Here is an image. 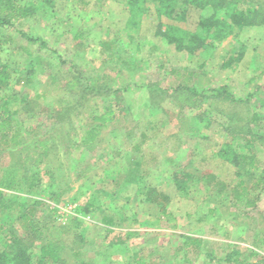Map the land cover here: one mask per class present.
Here are the masks:
<instances>
[{"label":"rangeland","instance_id":"obj_1","mask_svg":"<svg viewBox=\"0 0 264 264\" xmlns=\"http://www.w3.org/2000/svg\"><path fill=\"white\" fill-rule=\"evenodd\" d=\"M24 1L34 3L37 12L21 25L0 26V39L5 40L0 56L12 74L10 85L0 91V97L13 93L27 97V106L16 117L23 124L24 138L31 142L30 149L39 138H51L53 145L50 144V155L42 162L38 161V154L23 149L22 163L39 174L42 185L31 191L25 184L19 191L3 188L6 197L17 195V203L41 201L36 213L44 229L43 236L59 233L69 242L78 252L68 257L70 262L87 256L97 264H127L129 254L143 249L142 254L147 255L150 264H209L208 252L219 259L230 250L228 244H235L244 252L254 249L263 256L264 249L255 248L253 240L264 213V189L253 192L259 194L254 206L239 203L227 208L225 194L210 192L204 187L207 173H216L230 184L235 180L236 168L217 152L227 141L243 150L244 140L225 131L223 113L213 112L209 125L199 123L198 114L208 104L191 106L185 92L181 93V100H176L172 85L182 81L173 70H181L182 78L193 70L190 84L200 90L227 86L241 99L239 104L225 103V112L263 113L264 25L248 30L244 55L230 67L224 63L236 45L232 37L207 47L197 58L178 51L156 35L160 19L151 0L146 1V11L134 41L125 30L129 11L124 0H52L50 6L46 0ZM244 6L250 10L253 5L245 0ZM201 15L202 10L192 8L187 20L162 17V21L194 30ZM17 26L32 37H41L46 45L40 40L29 41ZM79 32L83 36L77 40L75 35ZM103 41L111 42L117 54L125 57L127 53L134 54L135 62L125 66L103 63ZM83 75L88 76L90 84L105 82L124 86L119 92L120 102H112L108 95L99 94L85 100L81 92L88 81ZM148 84L168 89L167 93L160 94L163 99H158L157 105L151 102ZM110 106L116 110L115 121L101 132L93 148H78L77 142L91 127L90 112ZM132 129L130 137L127 131ZM140 141L142 151H133L132 145ZM28 155L30 158L24 161ZM256 156L264 164V142L256 145ZM9 160L8 156L1 157L0 175ZM127 166L141 174L142 186H154L171 195L166 205L177 219L175 225L166 222L164 216L137 215L135 180L121 191L116 201L124 205L121 224L118 219L105 225L99 212L78 211L79 204L87 199L109 206L111 199L96 188L103 184L109 190H118L115 183L124 177ZM115 169L118 176L113 175ZM176 169L188 171L193 179H199L198 193L187 197L176 194L174 185H168L169 176ZM48 185L62 191L59 201L50 197ZM208 194L211 200H207ZM212 208H215L213 213ZM245 210L254 219L244 216ZM233 211L241 218L235 219ZM75 217L81 224L75 223ZM13 226L15 229L17 224ZM127 231L137 234L126 244H110L116 234ZM184 235L201 237L204 242L201 247L185 248Z\"/></svg>","mask_w":264,"mask_h":264},{"label":"trees","instance_id":"obj_2","mask_svg":"<svg viewBox=\"0 0 264 264\" xmlns=\"http://www.w3.org/2000/svg\"><path fill=\"white\" fill-rule=\"evenodd\" d=\"M124 1L129 11L125 30L130 40L134 41L135 34L140 29L141 20L146 11L147 0ZM151 1L160 19L156 35L174 45L178 51H186L197 58L201 56V53L207 47L232 37L236 45L233 47V53L224 63V65L230 67L236 64L244 55L245 37L248 30L257 25H264V0H250L253 5L250 10L244 6L245 0ZM46 2L49 6L53 4L52 0H46ZM192 8L202 10L197 28L194 30L177 23L162 21V17L180 22L187 20L188 13ZM36 12L37 6L34 3L24 0H0V26L21 25L25 19L32 17ZM18 31L21 35L27 37L29 41L40 40L42 45H46L45 40L41 37H32L20 28H18ZM82 36L83 34L79 32L75 35V38L78 40ZM4 42L5 40L0 39V53ZM81 44L80 41L79 45ZM102 48L103 63L125 66L135 62L134 54L127 53L128 57L117 54L113 51L112 44L109 41H103ZM173 72L177 75V79L182 80L178 84L172 85V90H174L172 96L176 100H181V93L185 92L191 106L201 107L205 102L208 104V108L198 114L199 123L205 122L206 125H209L213 120L210 116L213 112L223 113L221 115L225 118L222 120V125H224L225 131L244 140L243 150L227 141L222 143L217 152L220 158L236 168L235 180L230 184L222 180L216 173H207L204 176V187L207 191L225 194L224 200H226L227 208L236 207L239 203H243L246 207L254 206L259 194L253 192L264 189V164L259 162L256 156V145L264 142V112L254 111L248 115L240 114L238 111L225 112L223 107L225 103L239 104L241 102V99L235 97L227 86H216L200 90L195 84H190L193 70H189L184 78L181 77L183 74L181 70L175 69ZM262 74H264V70ZM11 77L9 65L0 56V91L10 85ZM83 77L88 81L83 84L81 92L85 100L89 99L91 95L99 94L108 95L112 98V102H120L119 92L124 86L105 82L94 85V82L90 84L88 76L83 75ZM147 87L149 88L151 102L156 105L160 102V100L158 101L161 98L160 94L168 92V89L162 90L155 84H148ZM27 104V97H21L14 93L5 98L0 97V159L3 156L10 158L0 175V209L3 212V219L0 221V234L2 235L0 264H97L95 260L87 256H82L81 259L77 258L78 260L70 262L68 257L78 252L74 247L69 246V242L65 241L59 233L43 236L44 229L36 213L41 201L17 203V195H12L10 198L6 197L3 188L19 191L24 189L25 184L26 189L31 191L33 188L42 185L39 174L31 171L28 164L22 163L23 149L26 148L29 151L32 150L34 154H38V161L42 162L50 155L52 148L50 145L52 144L51 138H39L34 140L33 147L30 149L31 142L24 138L23 124L16 117L19 110L25 109ZM15 105L16 108H14ZM90 118L92 120L91 127L87 131V135L77 142L76 146L78 148L82 146L93 148L101 132L115 121L116 110L111 106L102 111L96 110L90 112ZM133 130H128L127 134H131ZM142 143V141L134 143L132 150L141 152L143 149ZM125 155L128 157L127 152ZM27 158H30V156H25L24 161ZM36 163L38 164V162ZM128 166L125 169L124 177L118 179L115 183L118 190H109L108 186L105 187L103 184H99L100 186L96 188V191H102L111 199L109 206L95 204V202L87 199L79 204L78 211L83 213L99 212L102 215L101 222L105 225L113 224L118 219L121 224L124 219H122L124 205H119L116 201L121 191H125L124 189L135 180L137 181V185H135L137 215L164 216L166 222L175 225L177 219L168 211L166 205L171 199V195L168 192L158 190L154 186H142L140 184L141 174L139 175L135 169L129 170ZM113 175L118 176V170L115 169ZM198 180L193 179V175L188 171L176 169L170 174L168 185H174L176 194L187 197L193 192L198 193L197 190L200 189L197 188ZM48 188L51 192L50 197L55 201H59L62 191L52 189L51 185H48ZM208 195L207 200H211L210 194ZM214 210L215 208H212L210 211L213 213ZM232 213H234L235 219L241 218L240 214L237 215V211ZM243 215L254 219L251 218L249 210L243 211ZM260 218L261 224L258 225L254 233L253 245L257 249H264V213L261 214ZM76 219L77 217L74 218L75 223L79 224L80 222H77ZM134 221H137V218ZM15 223L17 226L14 229L13 225ZM245 224L250 225L247 222ZM20 231H22L21 234ZM134 234H137V232L118 233L110 244H126ZM184 237L183 246L185 248L192 245L201 247L204 242L201 237L190 235H184ZM38 242H40L39 245ZM228 245L230 250L219 259H215L213 252H208L209 264H215L214 262L217 264H264V255L261 256L258 251L250 249L244 252L235 244ZM69 247L71 248L70 251H68ZM142 250H135L129 254L127 264H150L146 259L147 255L142 254Z\"/></svg>","mask_w":264,"mask_h":264}]
</instances>
